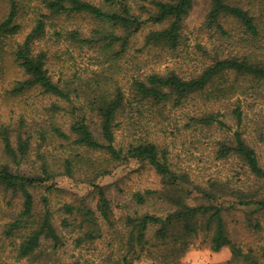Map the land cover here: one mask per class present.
Masks as SVG:
<instances>
[{"label":"trees","instance_id":"1","mask_svg":"<svg viewBox=\"0 0 264 264\" xmlns=\"http://www.w3.org/2000/svg\"><path fill=\"white\" fill-rule=\"evenodd\" d=\"M6 1L8 10L0 21V40L13 42L20 33V11L28 2L34 1L37 9L33 26L22 40L14 42L11 50L13 60L24 75L13 90L22 92L38 87L43 93L68 103V109L56 103L51 105L53 113L64 112L70 116L67 129L56 122L48 128L55 137L70 141L79 150L63 159L62 173L42 164L41 174H26L0 161V190L18 193L22 198L21 210L4 229L5 237L14 240L16 259L24 260V264H90L82 253H67L65 258L62 255L55 259L38 258L44 243H48L53 255L64 250L69 239L60 227L76 232L71 239L74 250L87 247L108 233L121 244L122 260L126 264L142 258L143 253H149L162 264H178L199 232L211 251L227 246L232 258L259 264L252 251L244 253L231 239L222 212L235 205L264 209V192L251 186V183L263 185L264 167L256 149L244 137L241 100L230 101L243 92L239 81H264V14L257 16L229 0H211L203 25L211 32L215 28L219 37L208 51L209 63L189 72L184 70L185 61L180 60L179 54L185 38L183 21L193 0ZM78 15L91 20L89 36L81 38L79 29L65 31L94 50L99 48L100 57L105 56L109 65L104 72L93 71L87 76L75 73L70 78L53 80L46 67L48 53L43 45L47 26L61 17ZM224 18L235 20L237 28L224 27L221 22ZM147 25L151 28L145 34L144 47L167 53L175 67L145 73L135 70L123 83L117 61L127 52L134 35ZM204 95L206 100H229L233 124L219 110L197 107L198 99ZM173 109L182 110L188 127L215 128L222 133L215 140V158L237 160L241 172L237 173L236 184L230 179L194 181L186 171L172 169L169 149L161 143V135L150 139L147 132L137 133L140 125L145 127L151 121L166 124ZM26 129L22 121L20 131L15 130L16 145L9 129H0L4 152L17 164L19 157L28 156L31 134L26 135ZM121 130L128 131V137L133 135L125 146L116 145V136ZM48 131L40 129L42 140ZM131 131L136 133L131 135ZM96 154L101 158H92ZM130 159L149 165L159 179V186L134 191L129 201L139 207L148 202L165 207L162 213L149 210L126 213L120 229L114 219L108 186L96 183V179L109 174L112 162ZM75 172L91 187L93 203L84 196H75L57 209H51L48 197L43 196V208L34 211L31 186L52 180L57 174L73 177ZM218 188H229V194L234 196L229 206L219 199ZM46 189L59 190L53 183ZM193 193L205 202H187ZM57 214L62 215L59 225L55 224Z\"/></svg>","mask_w":264,"mask_h":264},{"label":"rangeland","instance_id":"2","mask_svg":"<svg viewBox=\"0 0 264 264\" xmlns=\"http://www.w3.org/2000/svg\"><path fill=\"white\" fill-rule=\"evenodd\" d=\"M244 9H248L257 16L264 14V0H229ZM36 3L28 2L24 10L20 11L18 19L21 30L10 39L0 40V129H9V134L13 144L16 145L15 130L19 129L23 121L26 127V135L31 134L28 156L18 158V164L7 157L2 140L0 137V161L9 164L12 170H17L26 174H41V165L45 164L50 169L62 173V161L66 156L79 151L70 141H63L54 136L49 124L56 122L58 125L67 129L70 116L67 113H53L52 103L62 107H69L68 103L56 97L43 93L38 87L30 88L22 92H16L13 88L18 81L24 78L23 72L13 60L12 48L15 41L23 39L26 32L33 26L36 17ZM211 0H193L192 7L184 18L183 31L185 38L181 46L179 57L185 61L184 70L193 71L200 69L209 63L208 51L214 47L215 41L219 37L216 29L212 32L204 27L206 15L210 9ZM8 2L0 1V21L7 13ZM224 27L237 28L235 20L231 18L222 19ZM51 22L47 26L44 47L47 48L46 67L53 80L70 78L75 73L83 76L91 75L93 71H105L109 65V60L105 56L100 57L99 48L90 47L83 40L73 39L65 30L79 29L80 37L89 36L88 31L92 25L91 20L83 15L73 17H61L54 24ZM151 27L144 26L132 38L128 50L117 61L120 70V79L123 83L126 78L133 75L135 70L143 73L150 71H164L167 67H175L174 61L167 53L155 49L144 47L145 34ZM154 28H157L154 26ZM58 31L59 34H56ZM107 73H109L107 71ZM118 77V74H116ZM126 77V78H125ZM243 91L236 97L230 99L234 101L240 99L243 112V132L247 142L252 145L258 154L260 163L264 167V81L254 79L239 81ZM198 99V105L203 109L206 107L211 110L223 113L228 118V123L233 124L229 117L231 109L230 101H215ZM197 109V108H196ZM197 111V110H196ZM169 122L151 121L146 126H139L137 133L147 132L150 139L155 135H161L160 141L169 149L172 169L186 171L193 180L206 182L209 179L225 181L230 179L231 183L236 184L238 169L237 160L233 157L227 160H217L215 158V140L222 137L215 128H201L198 126L188 127L186 117L182 110L171 111ZM40 129H49L44 140L40 138ZM95 131V128L93 127ZM97 133V132H95ZM131 135L136 133L131 131ZM126 130H121L116 136V145L125 146L133 136ZM156 139V138H155ZM101 158L100 154L93 155L92 158ZM104 158V157H103ZM238 169V170H237ZM240 171V172H239ZM79 173L75 172L73 177L64 174H57L52 180L43 184L34 185L29 188L34 198V211L38 212L43 208L42 197L49 199L51 209H57L63 203L69 202L75 196H84L90 203L94 202L91 187L80 180ZM55 184L59 190H47L50 184ZM96 183L108 186L107 193L112 200V208L116 225L121 229L122 217L126 213L134 210L143 212L149 210L155 213H162L165 206L150 204L139 207L129 201L132 192L146 188H156L159 186V179L154 170L146 163L137 160H127L122 163L110 164V172L107 175L98 177ZM255 189L264 192V183L252 184ZM219 199L223 204L230 205L234 196L229 188L220 190L218 188ZM228 193V194H227ZM191 204L205 202L199 195L193 193L187 200ZM22 198L18 193L0 190V264H24L25 261L15 257L13 239L6 238L4 229L6 224L11 221L21 210ZM223 219L230 234L231 239L242 249L244 253L252 251L258 258L259 264H264V209L258 210L253 205L250 206H231L223 210ZM60 214L56 216L55 224L59 225ZM59 230L69 239L64 252L57 251L53 255L52 250L44 243L39 252V259H55V256L62 255L67 257V253H82L90 264H126L122 260L121 244L116 238L110 237L105 233L102 238H97L87 247L73 248L72 237L76 232L71 229ZM121 250V251H120ZM63 253V254H62ZM131 256V255H130ZM129 264H162L158 260L143 253L140 259H133ZM178 264H250L242 259L232 258L229 247H222L219 251H211L202 233L193 238L191 246L179 259Z\"/></svg>","mask_w":264,"mask_h":264}]
</instances>
